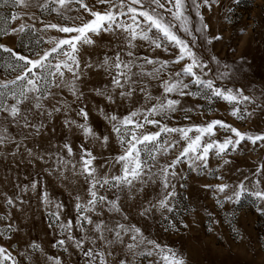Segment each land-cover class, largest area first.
Instances as JSON below:
<instances>
[{"label": "snow or ice", "instance_id": "obj_1", "mask_svg": "<svg viewBox=\"0 0 264 264\" xmlns=\"http://www.w3.org/2000/svg\"><path fill=\"white\" fill-rule=\"evenodd\" d=\"M239 3L230 0V5ZM214 6H221V0H0V10L7 9L6 19L21 21L0 30V37L16 38L21 49L0 44V161L11 159L15 169L41 166V171L29 173L33 178L28 183L15 177L14 196L0 193L6 210L0 213V238L11 241L22 231L12 210L24 214L31 207L25 198L31 192L57 237L52 248L70 255V248L74 249L78 264H186L176 249L127 222L122 201L139 196L141 218L147 221L159 214L165 232L179 231L174 214L181 203L178 189L187 188V172L220 181L202 185L217 206L236 205L250 197L257 214L264 216V157L253 161L247 172L231 168L233 154L244 151L246 143L252 152L264 148V133L241 132L220 119L181 124L175 115L191 121L189 114L203 108L202 104L184 106L182 101L189 97L209 104L222 100L237 120L251 118L257 109L264 111L246 94L247 85L235 86L238 73L230 65L215 55L205 60L194 51L200 47L197 33L209 45L222 39L206 36L208 25L201 9L211 11ZM232 11L229 6L226 21ZM190 12L198 21L194 30ZM53 30L58 35H48ZM181 32L191 38L190 43ZM105 35L114 39L100 43ZM140 41L152 52L161 50L173 58L141 55ZM183 61L188 62L171 70ZM90 73L106 82L90 85ZM154 88L161 90L159 95H153ZM65 92L73 98L71 103ZM90 97L104 101L93 102V109L106 131H96L89 123ZM250 104L255 105L252 111ZM73 112L82 123L72 118ZM61 116L62 126L69 132L78 130L85 143L74 147L68 137L53 142L55 121ZM89 141L92 146L86 147ZM113 144L119 149L116 154L109 153ZM97 146L99 152L94 154ZM212 160L217 161L215 167ZM226 173L237 179L228 181ZM44 174L76 189L75 195L69 192L74 215L67 214L64 203L48 191ZM179 224L188 227L183 220ZM37 254L48 264H63L60 256L47 255L36 241L23 250L15 243L0 244V264H33Z\"/></svg>", "mask_w": 264, "mask_h": 264}, {"label": "rangeland", "instance_id": "obj_2", "mask_svg": "<svg viewBox=\"0 0 264 264\" xmlns=\"http://www.w3.org/2000/svg\"><path fill=\"white\" fill-rule=\"evenodd\" d=\"M229 6L233 8V11L228 14L230 19L226 21L225 13ZM201 13L204 17L203 22L208 25L206 36L211 38L221 35L222 39L213 40V43L209 45L197 33L200 47L194 49V51H197L205 60H210L211 56L215 55L222 63L230 65V70L238 73L235 86L247 85L246 94L252 96L256 104L264 106V95H262V90H264V0H240L239 5H230V0H221V6H214L211 11L207 8H202ZM189 15L193 21L191 27L194 30L198 26V21L195 13L190 12ZM6 17L7 9L0 10V30L9 29L21 23V21L11 22ZM48 19H51L52 22H57L53 17H48ZM37 27H40V25L37 24ZM241 29L244 30L242 33ZM179 34L190 43V37L185 36L182 32ZM48 35H58V33L53 30ZM109 39H114V37L105 35L100 38V43H104ZM138 43L144 44V47L139 49L141 55L159 56L162 59L173 58L161 50L152 52L147 44L142 41ZM0 44L13 47L17 51L21 50L16 38L11 36L0 37ZM98 51L102 54L103 49ZM88 54V52H85V58ZM7 56V53H3L5 60H7ZM186 62L188 61H183L180 65L173 66L171 70H179L183 63ZM147 67L148 70H151L152 66L149 65ZM210 67L215 69V65L211 63ZM90 75L92 76L89 82L90 85H100L106 82L102 76H97L95 73H90ZM162 78L166 79L167 74L165 73ZM153 83L156 82L153 81ZM226 83L229 87L233 86L231 82ZM83 90L87 92L86 87H83ZM160 91L159 88H154L153 95H159ZM65 95L71 103L73 98L66 92ZM90 100L92 102H88L86 109L90 112L89 123L96 131H106L105 122L93 109V102L102 104L104 101L96 97H90ZM182 104L186 107L202 104L203 108L195 114H189L192 116L191 121L183 120L179 113L175 114L177 121L181 124H199L213 119H220L232 124L241 132L264 133V111L260 109H257L254 115L247 120H237L229 114L231 107L219 99L209 104L189 97L185 98ZM72 106L75 108L77 104ZM254 108V104L248 105L249 111ZM208 109H211V111H208ZM200 113L203 114L201 115ZM70 115L73 119H77L78 122H83L75 116L74 112L70 113ZM62 119L63 117L61 116L55 121L56 134L53 142L60 143L65 137H68L74 147L85 143L83 136L78 130L73 128L69 132L68 129L62 126ZM51 126L49 125V127ZM219 135L223 137L225 133L221 132ZM91 146L90 141L86 143V147ZM242 147L244 151L233 154L231 168L232 170L239 168L247 172L252 168L253 161L264 157V148H258L255 152H252L249 151L251 148L250 144L246 143ZM93 151L94 154L98 153V146ZM118 151V146L113 144L109 153L116 154ZM109 153H105V155ZM216 163L217 161L212 160L211 166L215 167ZM183 167L187 172L186 165ZM38 171H41L39 164L35 168L31 165H22L19 169H15L11 165V159L0 161V193L7 192L9 195L14 196L17 192L14 186L15 177L19 175L21 183H28L33 178L29 173L34 174ZM187 175L188 179L185 181L187 188L178 189L181 203L177 206V211L174 214L179 231L169 230L165 232L163 229L166 224L159 220V214H157V218L147 221L141 218L138 215L139 196L134 201H128L126 198L122 201V204L125 205L124 211L129 215V221L127 222L141 227L145 235H150L151 238L157 239L158 242L168 244L176 249L183 255L186 264H264V216L258 215L255 211L253 198L245 197L239 204H225L221 208L217 206L212 193L202 187L204 184H217L220 181L215 180L211 176H200L192 172H187ZM225 175L228 181L237 179L236 175H231L230 173ZM25 176H28L27 180L24 179ZM44 180L48 191L57 200L64 203L65 212L70 216L74 215L73 207L75 202L70 198L69 192L75 195L76 189L61 186L60 181L54 176H48L47 174H44ZM38 195L39 190L37 192ZM152 195L154 196L155 193H152ZM184 196H187L188 199L184 200ZM25 198L30 199L31 207L27 208L24 214L17 213L14 209L12 210L13 219L21 227L22 231L16 233L11 241H5L0 238V244L8 247L11 243H15L19 249L23 250L29 242L36 241L47 255L60 256L63 264H78L80 257L75 254L74 249L70 248V255L52 248V244L57 237L47 227L48 221L38 204L37 198L31 192ZM2 200L3 197L0 196V202ZM192 209H195V211H192ZM5 212L6 210L0 203V213ZM209 213L211 216H209ZM180 220H183L188 227L184 228L180 225ZM211 221H218V223H210ZM0 224H3V222H0ZM209 227H211V231H209ZM234 228L236 229L235 232L233 231ZM75 234L78 235V233ZM13 254L15 255L16 253L14 252ZM37 261L38 264H48L47 260L40 257L39 254L34 258L33 264H37Z\"/></svg>", "mask_w": 264, "mask_h": 264}]
</instances>
